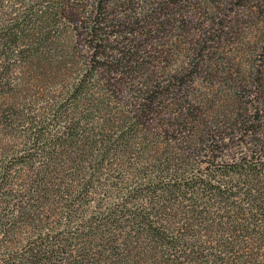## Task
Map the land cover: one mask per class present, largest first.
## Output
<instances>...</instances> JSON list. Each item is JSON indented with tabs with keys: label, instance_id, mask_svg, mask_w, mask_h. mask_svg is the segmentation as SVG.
Instances as JSON below:
<instances>
[{
	"label": "trees",
	"instance_id": "16d2710c",
	"mask_svg": "<svg viewBox=\"0 0 264 264\" xmlns=\"http://www.w3.org/2000/svg\"><path fill=\"white\" fill-rule=\"evenodd\" d=\"M110 1L120 16L114 15ZM235 2L256 5L246 25L255 39L263 41L264 0H196L202 5L196 20L182 15L189 13L188 4L192 8L190 0H98L91 6L94 18L88 19L86 29L96 44L94 53L101 51L104 37L99 25L110 18L132 36L134 45H140L139 56L151 57L141 61L135 47L111 62L107 56H92L98 60L69 83L66 121L53 137L43 140L52 151H33L40 139L32 136L36 142L32 152L27 149L29 158H16L1 171L0 191L6 193L0 194V202L9 201L0 236H14L21 223L36 227L90 201L102 207L96 196H105L108 190H112L108 197L118 198L104 212L91 206L88 215L77 216L60 232L40 229L6 264H145L147 254L152 264H264V162L225 158L230 141L242 128L239 140L263 148L264 125L250 120L264 115L260 106H254V114L250 109L254 102L264 103L259 58H239L242 62L233 71L229 68L228 80L222 62L218 82L226 88L197 95L191 91L195 80L205 73L202 81L212 83L217 69L216 64L200 62L205 47L190 58L194 71L183 68L173 74L169 68L170 60L184 51L186 34L179 26L176 29V22L210 27ZM22 3L10 19L0 14V24L5 25L0 49L7 58L0 67V85L5 87L11 83L10 56L31 63L24 58L31 54L38 58L36 63L51 65L54 56L45 55L87 10L70 8L69 0ZM230 33L229 41L234 36ZM154 44L160 52L153 54L158 56L155 62L162 64L157 70L151 59ZM56 61L52 69L75 67L68 56ZM254 93L263 101H256ZM217 149L223 158L216 155ZM40 157H46L44 165L39 164Z\"/></svg>",
	"mask_w": 264,
	"mask_h": 264
},
{
	"label": "rangeland",
	"instance_id": "374dc122",
	"mask_svg": "<svg viewBox=\"0 0 264 264\" xmlns=\"http://www.w3.org/2000/svg\"><path fill=\"white\" fill-rule=\"evenodd\" d=\"M24 1L27 3L31 2V0H0L1 17H3L4 20L5 17L10 19L12 17V13L15 15V11L18 10V8H22V2ZM42 1L43 0H35V3H41ZM200 1L201 3L204 2V0ZM97 2L98 0H69L70 8L87 6V10L84 9L82 12L83 14L78 16L80 23L77 25L70 24V30L67 31V35L57 41L55 49L45 55L54 56L51 65H47L45 67V61L40 64L36 63V59L38 58L35 59L34 56H31V54L24 56V58L28 57L31 60V63L27 61L20 63L18 61L19 56H10L8 58V63L12 64L9 74V80H11V83L8 87L0 85V178L2 173L1 171L4 170L3 168L11 167L15 163L16 158L20 159L22 156L26 159L29 158L27 149L32 152L31 150L35 146L34 142H36V140L33 142L32 136L35 137L36 135H39L40 139L33 151L37 150L39 153L52 151L50 150V144L44 142L43 140H46L49 136L53 137L55 131L59 128L58 126L60 125L61 127L65 123L66 106L64 105L68 104L67 93L69 83L73 82L74 78L81 74L86 66H91L92 62L98 60L92 56H107L108 62H111L116 57L127 56V51L135 47L133 50L137 52L136 56L141 61L145 58L151 57L139 56L140 48L137 50V47H140V45H134V41L131 39L132 36L125 35L122 31L123 29L116 26L110 18L102 20V24L99 25V28L102 27L103 29L102 31L104 36L103 42H100L99 44V46H102L101 51L103 54L101 51L94 53L93 46L96 44H93L90 38H88L86 26L88 25V19L94 18V16H92L93 8H91V6L93 7V5H96ZM190 2L192 4V8H189V4L187 5L188 7L186 6L185 8L189 13H182V15H186L185 18L187 19H189L190 16H192L193 20H196L195 18L200 19L202 13L199 10L202 5H197L195 3L196 0H190ZM179 6H183V3H178L177 7ZM255 6V4L249 2L247 4L244 3V5H238L235 2V4L228 6L227 10L224 11L225 13L221 14L219 17L220 19H218L214 25L211 24L210 27L206 25L197 29L195 26L190 25L189 22L184 23V21L179 19L180 21L176 22V29H178L179 26L186 34L183 37V43L181 45L184 51L177 56H174L175 59L170 60L169 68L171 73L175 74L176 71H181L183 68H185L183 72L189 73L194 71V64H190V58H192L194 54H197L203 47L205 48L202 51L203 54L199 56L200 62L203 61L202 63L204 64H216L217 69L212 83L205 80L202 81L201 78H205L207 76L205 73L200 76L201 78L199 80H195L194 87H191V91L196 93V95L199 94L197 92L207 93L212 89H214V91H220L221 89L226 88V85L221 86V84H219V82H221V75L223 74L222 71L224 70H222V62L223 66L227 67V73L224 74V77L225 79L227 78V80L230 73L233 71L232 68L235 69L236 65L242 62L239 58L246 60H257L259 58L257 66L259 65L261 70L264 72V55L260 56L262 52L264 54V46H262L264 40L260 41L255 39V34L251 30V27L246 25V23L249 24V14L252 15L251 13H255L257 11V7ZM112 12L114 15L120 16L118 9L117 12L119 13L116 14V8L113 4ZM146 13L147 12H144V14ZM188 14H190V16ZM222 19L224 20V23L220 22ZM4 26L5 25H1L0 34L2 29L5 30ZM187 26L189 27V32ZM259 28L262 29V27ZM141 31L142 29L139 28V37L141 35ZM232 31L234 36H239L243 39L242 43H237L234 36L233 39L229 41L231 38L230 32ZM177 33L179 34V32ZM208 35L210 38H208ZM176 37L178 38V35ZM175 43L170 42L171 45ZM56 46L58 47L56 48ZM155 48L158 47L156 45L154 46V52L152 51L153 53H151L152 56L153 54L158 55L160 53L158 49L155 51ZM143 54H145V52ZM59 56H68L71 58V62L75 65V67H68L65 70L63 67L52 69L57 62L56 60L59 59ZM157 57L158 56H153L151 58L155 69H150L149 65H147L151 72H153V69L157 70L162 66V64H157L155 62V60L157 61V59H155ZM6 59V55L0 49V67ZM229 68H231L232 71L229 70ZM107 74L109 76L108 72H105L104 75L107 76ZM218 80L220 81L218 82ZM224 93L225 92L223 91V94ZM254 95L256 101H263L259 95L256 93H254ZM262 96L264 97L263 93ZM215 103L219 102L215 99ZM254 106L264 108V103L257 104V102H254V105H251L250 107V109H252V114L255 112ZM262 114H264L263 111L260 112V115ZM250 120L251 122L255 121L256 123L261 121L260 123L264 125V115L261 118L260 116L256 117V115L252 116L250 117ZM242 129L235 134H238L236 138L230 141L229 147L231 149L226 151V155L228 157L221 154V149H217L216 155L222 158L225 156L226 160H240L245 158L251 162L254 161L262 164V162H264V145H259L261 148L263 147L259 150V148L255 147L253 144H244L241 140H239L241 137L240 133L244 132ZM230 136L233 137V135ZM248 141L251 143L252 138H249ZM218 146H221V141H219ZM256 152L257 155L255 154ZM261 153L263 154L260 155ZM40 159L41 161L39 164L41 165H44L47 162L46 157L37 158V160ZM104 182L109 183L107 181ZM106 183L104 185L107 187L108 184ZM56 184L61 183L57 182ZM65 184L70 185V182H65ZM111 192L112 190H108L105 196H96V198L99 199L100 204H102V207H99V205L92 206L93 201H90L89 204L76 206L72 211H69L68 213L63 212L59 214L60 217H57L56 219L51 218L48 222H42L36 227L30 223H21V228L17 229V234L14 236L11 235L6 239L0 236V264H6L5 260H7L12 253L15 254V252L19 250V247H21L26 241L33 240L37 236L40 229L54 234V232H60L65 227L70 228L77 216L82 217L88 215L91 206V209L96 211L103 210V212L107 210V208L112 207L114 202L117 201L118 196L108 197L107 195L112 194ZM5 193L6 191L4 189L3 192L0 191V194L2 195ZM8 201L9 200L7 199H3V201L0 202V235L5 232L6 228ZM56 208L59 209L58 207ZM131 247L134 246L131 244ZM134 262L137 261L134 260ZM143 262H145V264H152L154 261L150 255L147 254L143 258ZM106 264H110V261ZM113 264L118 263L115 262Z\"/></svg>",
	"mask_w": 264,
	"mask_h": 264
}]
</instances>
